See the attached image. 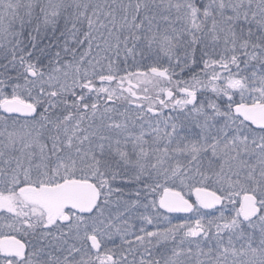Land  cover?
I'll use <instances>...</instances> for the list:
<instances>
[{
  "label": "snow or ice",
  "instance_id": "obj_1",
  "mask_svg": "<svg viewBox=\"0 0 264 264\" xmlns=\"http://www.w3.org/2000/svg\"><path fill=\"white\" fill-rule=\"evenodd\" d=\"M0 264H264V0H0Z\"/></svg>",
  "mask_w": 264,
  "mask_h": 264
}]
</instances>
